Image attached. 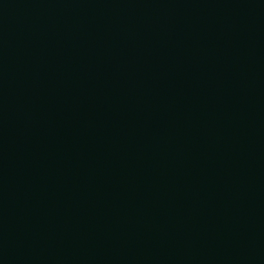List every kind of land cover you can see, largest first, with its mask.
Returning <instances> with one entry per match:
<instances>
[{"label": "water", "instance_id": "water-1", "mask_svg": "<svg viewBox=\"0 0 264 264\" xmlns=\"http://www.w3.org/2000/svg\"><path fill=\"white\" fill-rule=\"evenodd\" d=\"M0 264H264V0H0Z\"/></svg>", "mask_w": 264, "mask_h": 264}]
</instances>
